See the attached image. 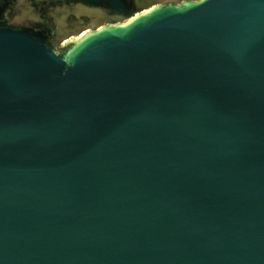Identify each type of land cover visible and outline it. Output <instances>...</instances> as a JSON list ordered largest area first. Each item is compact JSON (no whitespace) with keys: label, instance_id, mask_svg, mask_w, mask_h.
<instances>
[{"label":"water","instance_id":"95a60500","mask_svg":"<svg viewBox=\"0 0 264 264\" xmlns=\"http://www.w3.org/2000/svg\"><path fill=\"white\" fill-rule=\"evenodd\" d=\"M73 1L157 8L0 18V264H264V0Z\"/></svg>","mask_w":264,"mask_h":264},{"label":"flooded vegetation","instance_id":"af4514ba","mask_svg":"<svg viewBox=\"0 0 264 264\" xmlns=\"http://www.w3.org/2000/svg\"><path fill=\"white\" fill-rule=\"evenodd\" d=\"M12 5L27 7L29 11L37 13V19L26 20L24 23H13L10 20L9 11ZM97 8L73 0H0V18L10 25L34 29L41 33L45 43L52 47L56 40L84 26V22L98 20L100 17L94 13ZM47 17L50 21L49 25L44 22ZM68 25H75V27L67 28Z\"/></svg>","mask_w":264,"mask_h":264},{"label":"rangeland","instance_id":"374dc122","mask_svg":"<svg viewBox=\"0 0 264 264\" xmlns=\"http://www.w3.org/2000/svg\"><path fill=\"white\" fill-rule=\"evenodd\" d=\"M166 1H171V0H166ZM188 3L189 2H186L185 4L187 5ZM151 10L152 9L149 8L147 10L139 12L134 17L130 18L129 20L121 22L120 25H118V26H125V25L131 23L136 17H138L140 15L148 14ZM9 11L11 13L10 14V20H12L13 23H24L26 20L37 19V15H36L37 13H35L34 11H29V9L27 7L23 8L22 6L20 7V5H12ZM100 20H101V18H98V20H94V21L89 20V21L84 22L85 23L84 26H82L81 28L79 27L78 29H74V30L70 31L67 35L63 36L61 39L56 40L54 42V44L52 45V47L54 48L55 51L61 52V50H62L61 46H62V44L64 46L66 41H70V43L73 42V43L79 44L85 38L91 36V33L93 31L97 30V27L96 28H94V27L96 25L102 23V22H100ZM44 22H46V24H48V25L50 24L48 17L46 20H44ZM103 25H106V24H103ZM73 27H75V25H68L67 26V28H73ZM67 28H66V30H67ZM82 29H84L86 31H84ZM80 30H82L81 32H83V31L84 32L79 34ZM77 33H78V35H77ZM66 39H68V40H66ZM64 40H66V41L64 42Z\"/></svg>","mask_w":264,"mask_h":264},{"label":"trees","instance_id":"16d2710c","mask_svg":"<svg viewBox=\"0 0 264 264\" xmlns=\"http://www.w3.org/2000/svg\"><path fill=\"white\" fill-rule=\"evenodd\" d=\"M173 2H179L181 0H171ZM168 2L166 0H134V5L137 9L146 8L155 3ZM170 2V1H169ZM94 13L97 14L100 18V22H112L122 20V16L117 13H112L108 9L98 7L94 10Z\"/></svg>","mask_w":264,"mask_h":264},{"label":"bare ground","instance_id":"6f19581e","mask_svg":"<svg viewBox=\"0 0 264 264\" xmlns=\"http://www.w3.org/2000/svg\"><path fill=\"white\" fill-rule=\"evenodd\" d=\"M186 2H188V1H185V2L183 3V5L186 6V4H185ZM189 4H191V2H189L187 5H189ZM149 8H151V9L153 10V9L157 8V6H156V5H153V6L149 7ZM149 8H148V9H149ZM146 10H147V9H146ZM143 11H144V10H143ZM141 12H142V11H141ZM138 13H139V12H138ZM136 14H137V13H136ZM136 14H135V15H136ZM135 15H133L132 17H134ZM132 17H131V18H132ZM129 19H130V18H129ZM129 19H127V20H129ZM114 26H118V25L106 24V25L98 26V27H97V30L94 29L95 31H93V32L91 33V35L94 34V33H96V32H98V31H101V30H107V29L112 28V27H114ZM84 31H86V30H84ZM84 31H83V32H84ZM83 32H80L79 34H81V33H83ZM77 35H78V34H77ZM72 38H73V37H72ZM69 39H70V38H69ZM66 40H68V39H66ZM66 40H64V42H65ZM80 41H81V40H80ZM64 42H63V43H64ZM78 42H79V41H78ZM69 43H70V41H66L64 46H66V45L69 44ZM80 43H81V42H80ZM80 43H79V44H80ZM77 45H78V44L73 43V44H72V47H71V48H68V50L66 51L65 56L68 57V56L71 54L72 50H73Z\"/></svg>","mask_w":264,"mask_h":264}]
</instances>
